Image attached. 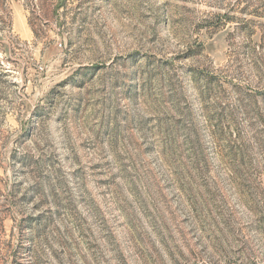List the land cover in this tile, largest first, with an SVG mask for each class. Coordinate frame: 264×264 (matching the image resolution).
Segmentation results:
<instances>
[{"label": "rangeland", "instance_id": "374dc122", "mask_svg": "<svg viewBox=\"0 0 264 264\" xmlns=\"http://www.w3.org/2000/svg\"><path fill=\"white\" fill-rule=\"evenodd\" d=\"M0 264H264V0H0Z\"/></svg>", "mask_w": 264, "mask_h": 264}]
</instances>
